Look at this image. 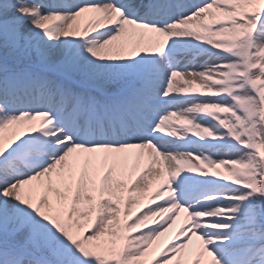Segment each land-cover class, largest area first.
<instances>
[{
    "label": "snow or ice",
    "instance_id": "obj_1",
    "mask_svg": "<svg viewBox=\"0 0 264 264\" xmlns=\"http://www.w3.org/2000/svg\"><path fill=\"white\" fill-rule=\"evenodd\" d=\"M0 264H264V0H0Z\"/></svg>",
    "mask_w": 264,
    "mask_h": 264
}]
</instances>
